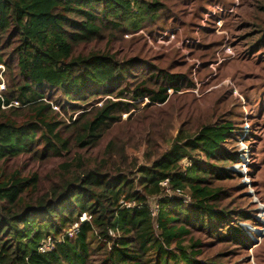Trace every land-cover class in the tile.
<instances>
[{"label": "trees", "instance_id": "16d2710c", "mask_svg": "<svg viewBox=\"0 0 264 264\" xmlns=\"http://www.w3.org/2000/svg\"><path fill=\"white\" fill-rule=\"evenodd\" d=\"M177 4L0 0V65L16 70L12 87L0 99V264H94V253L99 264H203L195 260L199 252L189 228L239 244L245 233L231 222L236 212L221 207L227 198L223 183L231 173L220 164L228 161L223 144L233 136L232 122L201 126L189 136L180 131L166 151L145 165L128 162L118 136L99 156H91L123 114L132 116L136 102L164 104L169 90L193 89L194 84L173 73L171 65H149L131 79L138 60L119 61L109 51L83 49L122 34L167 30L177 19L172 10ZM258 14L253 55L264 47V4ZM57 93L73 113L92 97L106 98L72 120L61 116L65 105L52 103ZM21 156L39 164L59 161L53 178L10 170V161ZM165 180L190 202L165 197L160 185ZM42 181L47 189H41ZM153 197L156 217L148 205ZM121 202L133 206L127 209ZM82 213L90 221L81 224L75 238H62ZM188 236L194 242L189 253L182 246ZM47 238L55 240V247L40 253Z\"/></svg>", "mask_w": 264, "mask_h": 264}, {"label": "rangeland", "instance_id": "374dc122", "mask_svg": "<svg viewBox=\"0 0 264 264\" xmlns=\"http://www.w3.org/2000/svg\"><path fill=\"white\" fill-rule=\"evenodd\" d=\"M260 4L264 0H179L172 7L177 19L169 29L118 35L109 43L105 41L111 39H104L82 51L105 50L119 61L138 60L140 65L131 71V79L149 65L156 69L171 65L173 73L194 84L193 89L169 90L164 104L136 102L138 108L132 116H121V123L109 132L100 149L92 152L93 157L99 156L111 137L118 136L128 162L145 165L166 151L180 131L189 136L201 126L232 122L233 136L223 144L228 161L220 164L231 173V179L223 183L227 198L221 207L236 212L231 222L245 234L240 235L238 244L232 239L216 241L188 227L195 243L189 242L188 236L182 246L189 253L194 243L199 252L195 260L203 264H264V47L255 55L250 51L258 38L254 24ZM11 68L5 69L3 77L7 92L15 79L14 65ZM105 98L95 96L79 103L80 111L73 113L59 93L51 96L52 103L65 105V111L57 106L61 116L72 120ZM58 162L39 164L21 156L7 166L24 174L38 172L51 180ZM47 188L42 181L41 189ZM98 258L94 253V264H99Z\"/></svg>", "mask_w": 264, "mask_h": 264}, {"label": "built area", "instance_id": "2783aa9c", "mask_svg": "<svg viewBox=\"0 0 264 264\" xmlns=\"http://www.w3.org/2000/svg\"><path fill=\"white\" fill-rule=\"evenodd\" d=\"M5 67L3 65H0V99L3 101V94L6 91L5 85H4V80L3 77H5ZM12 105L17 106L18 103L16 102H12ZM2 108H5L4 106H2ZM160 185L163 187L164 189V196L167 198H171L172 196H178L183 198V202L185 203H189L190 202V198L189 197H184V194L181 193L180 191L176 192H172V189L169 188L168 186V180H165L164 182L160 183ZM122 203V206L125 208H130L133 205L130 203ZM149 210L151 212V215L153 217L157 216L158 213V209H157V204H156V198H150L149 202ZM90 221V216L87 213H82L81 216L78 218V221H76L75 223H73L67 230L64 231L62 238H68V239H73L75 238L79 232H80V226L81 224H83L84 222ZM109 235L114 237L115 234L112 230L109 231ZM55 247V240L52 238H47L45 241H43L40 246H39V252L40 253H47V252H51Z\"/></svg>", "mask_w": 264, "mask_h": 264}]
</instances>
